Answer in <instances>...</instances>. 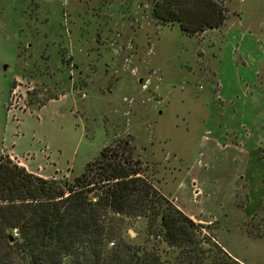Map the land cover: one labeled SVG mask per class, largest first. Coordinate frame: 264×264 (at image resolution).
Masks as SVG:
<instances>
[{
  "label": "rangeland",
  "instance_id": "obj_1",
  "mask_svg": "<svg viewBox=\"0 0 264 264\" xmlns=\"http://www.w3.org/2000/svg\"><path fill=\"white\" fill-rule=\"evenodd\" d=\"M216 1L224 26L189 36L153 0H0V155L73 182L124 147L229 254L264 264V138L259 155L232 137L264 115V0Z\"/></svg>",
  "mask_w": 264,
  "mask_h": 264
},
{
  "label": "trees",
  "instance_id": "obj_2",
  "mask_svg": "<svg viewBox=\"0 0 264 264\" xmlns=\"http://www.w3.org/2000/svg\"><path fill=\"white\" fill-rule=\"evenodd\" d=\"M152 15L189 36L227 19L216 0H153ZM125 152L104 148L73 182L42 178L0 155V264H244Z\"/></svg>",
  "mask_w": 264,
  "mask_h": 264
},
{
  "label": "crops",
  "instance_id": "obj_3",
  "mask_svg": "<svg viewBox=\"0 0 264 264\" xmlns=\"http://www.w3.org/2000/svg\"><path fill=\"white\" fill-rule=\"evenodd\" d=\"M262 97L264 98V96ZM251 114L252 115L249 114L244 117L238 118L235 123H237L239 128L243 129L244 131L242 134L236 135L237 130H234L232 132V137H234V140L238 143L235 144L236 148L244 149L247 146V148L251 149L253 152L258 151L260 155L261 150L258 149L259 147L254 148L253 143L256 141L257 144H260V139L264 138V127H262V122H264V115L262 118L258 115H255L254 113ZM232 118H236V116L227 115L225 120L226 122L231 121Z\"/></svg>",
  "mask_w": 264,
  "mask_h": 264
},
{
  "label": "built area",
  "instance_id": "obj_4",
  "mask_svg": "<svg viewBox=\"0 0 264 264\" xmlns=\"http://www.w3.org/2000/svg\"><path fill=\"white\" fill-rule=\"evenodd\" d=\"M242 2L245 1V0H241ZM146 88V87H145Z\"/></svg>",
  "mask_w": 264,
  "mask_h": 264
}]
</instances>
